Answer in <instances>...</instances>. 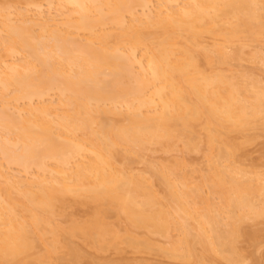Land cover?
I'll use <instances>...</instances> for the list:
<instances>
[{"label":"bare ground","instance_id":"1","mask_svg":"<svg viewBox=\"0 0 264 264\" xmlns=\"http://www.w3.org/2000/svg\"><path fill=\"white\" fill-rule=\"evenodd\" d=\"M35 1L23 0L33 17L0 5V264H77L82 247L123 245L244 264L237 243L264 226V178L240 160L264 125V82L220 67L264 41V0H44L46 15ZM178 148L207 171L130 166ZM69 207L84 218L59 224Z\"/></svg>","mask_w":264,"mask_h":264},{"label":"rangeland","instance_id":"2","mask_svg":"<svg viewBox=\"0 0 264 264\" xmlns=\"http://www.w3.org/2000/svg\"><path fill=\"white\" fill-rule=\"evenodd\" d=\"M2 2L0 3V5L2 6V7H5V8H9L10 9V7H11V11H13V8H14V11L17 9V8H19V10H21L22 12L24 11L25 12V10H24V8H25V5L23 4V0L21 1V0H11V3H10V1L9 0H1ZM3 1H5V3L3 2ZM16 1V2H15ZM20 1V2H19ZM39 1V2H38ZM6 2H8V3H6ZM152 2L154 3H156V0L155 1H153L152 0ZM12 3H13V5H12ZM35 3L37 4V5H41L40 6V9H41V11L43 12V15H46V13H48V11H50L49 13H51V14H54L55 13V11H53V10H55V9H53L54 8V6L55 5H53L51 8H52V10H51V8H50V10H48V9H45V8H49L47 5H46V2L44 1V0H36L35 1ZM154 3V4H155ZM10 4H11V6H10ZM17 6V7H16ZM30 7H32V8H30ZM30 7H27V8H25V9H28V11L26 10V12H28V17L30 16H36V12H38V10H37V8L35 9V7H33V6H30ZM21 8V9H20ZM56 8V7H55ZM23 9V10H22ZM33 9V10H32ZM37 10V11H36ZM47 10V11H46ZM17 11H18V9H17ZM35 12V13H34ZM29 13H30V15H29ZM45 13V14H44ZM13 17H14V15H13ZM208 39V38H207ZM206 39V40H207ZM209 40V39H208ZM208 40H207V42H208ZM211 40V42H212V39H210ZM208 43H210V41L208 42ZM260 43V44H259ZM259 43H256V45H255V43L253 44H249L250 46V48L248 47H246L247 49H249V50H247V49H244V51H245V55H243V58H241L240 60H237V61H230L229 62V64L228 65H222L221 67H220V69L222 70V72H224V74H227L228 76H232L233 75V77H238L237 79H241V77L242 78H244V79H242L241 81H243L244 80V82H245V78H247V81H246V84H247V82L248 81H250L249 79H251V78H249V77H255L254 78V80L255 79H257V80H259V81H261V82H264V81H262V80H264V67H262V66H264V65H262V66H260V64L262 63V64H264V61H260V59H259V57L260 58H264V55H262V54H264V41H260ZM251 45H253V47H255L254 48V50H253V48L251 47ZM259 45V46H258ZM261 46V47H260ZM257 48H259V49H257ZM260 48H262V49H260ZM256 49L258 50V51H260L259 53L261 54V56H260V54L258 53V51L256 52ZM253 51V54H252V51ZM251 51V53L248 55V57L246 56L249 52ZM255 51V52H254ZM262 52V53H261ZM247 53V54H246ZM254 53L256 54V56L258 57V59H259V61H258V59L257 58H255L254 57ZM251 54H252V57L250 58V59H252V58H254V60L252 59V63L250 62V59H249V57L251 56ZM22 56V55H21ZM19 58H21L20 56H18ZM245 57H247V58H245ZM9 57H7V59H8ZM244 59L247 61H244ZM255 59H257V60H255ZM257 61V62H256ZM231 62H233V63H231ZM237 62V63H236ZM240 62V63H239ZM254 63H259L258 65H256V64H254ZM231 64V65H230ZM225 67H227V69H225ZM230 67V68H229ZM238 67H241V68H238ZM235 68V69H234ZM230 69V70H229ZM238 69V70H237ZM227 70V71H226ZM241 70V71H240ZM228 71H231V73H229ZM234 71H235V73H234ZM238 71V72H237ZM240 71V72H239ZM228 72V73H227ZM236 72H237V74H236ZM244 72V73H243ZM233 73V74H232ZM239 73V74H238ZM243 75H242V74ZM230 74H232V75H230ZM247 74L248 76H245V75ZM252 74V75H251ZM241 76V77H240ZM253 79V78H252ZM251 79V80H252ZM260 82V83H261ZM261 85H264V84H262L261 83ZM55 98H57L56 96L54 97V95H52V96H50L49 97V99H53V100H55ZM255 129H257V131H254V130H252V131H249L248 133H250L251 135V137H253V139H254V141H253V143H251L250 145H248L245 149H244V153H243V158H241L240 160H241V164H242V167H244V169L245 170H248V171H251L252 169H256L254 172H256L257 171V173L259 172L260 174H261V176H262V178H264V175H262V174H264V125H259V126H257V128H255ZM252 132V133H251ZM248 133H247V135H248ZM253 133H254V135H253ZM249 136V135H248ZM255 136V137H254ZM246 150V151H245ZM183 151V150H182ZM181 151V149L180 148H178V150L176 149L174 152H172V154L171 153H169L168 155L167 154H164V153H162V152H151V153H153V154H151V153H147L146 152V154L145 153H143L142 154V156L140 155V157L138 156H136V155H134V156H132L133 157V159H132V157H130V159H131V161H133L135 164H133L132 163V165H130V166H132V167H134V173L136 172L137 173V171H139V169L140 168H142V171H143V169L145 170V168L147 169V166H149L150 164L151 165H153V167L155 168V167H157V166H159V165H164L163 163L164 162H166V164L165 165H167V162L171 165V163L173 164V162L172 161H174V163L176 164V162H184V163H186L187 164V166H186V171L187 172H189L190 173V170H193V169H195V170H197L195 173H196V175H195V178H197L198 177V174H200V173H205L206 171H207V165H206V162L205 163H202V162H204V158H203V156H201L199 153H192V155H190L188 152H186L185 151V153H184V151L182 152ZM154 153H156V155L154 154ZM245 153L247 154V155H245ZM163 154V155H162ZM202 154V153H201ZM144 155V156H143ZM144 157V158H143ZM152 157V158H151ZM156 157V158H155ZM174 157V158H173ZM202 157V158H201ZM137 158H140V159H137ZM141 158H142V160H141ZM154 159H155V161H157V162H155L154 161ZM157 159V160H156ZM165 160V161H163V160ZM181 159V160H180ZM0 160H1V157H0ZM135 160V161H134ZM138 162H137V161ZM139 160H141V161H139ZM146 160L148 161V163H147V166H146ZM179 160V161H178ZM242 160H243V162H242ZM155 163H158V164H155ZM161 161V162H160ZM163 161V162H162ZM169 161H171V162H169ZM1 163H3V161H0ZM140 162V163H139ZM142 162V163H141ZM150 162V163H149ZM131 163V162H130ZM136 163H138V164H136ZM145 164L144 166H142V164ZM161 163V164H160ZM189 163V164H188ZM246 163V164H245ZM193 164H196V166L198 167V168H196V166L195 165H193ZM197 164H202L201 165V167H200V165H197ZM204 164V165H203ZM251 164H253V165H251ZM133 165H136V166H133ZM189 165H193L192 167L191 166H189ZM205 165H206V167H205ZM245 165H246V167H245ZM250 165V166H249ZM256 165V166H255ZM142 166V167H141ZM146 166V167H145ZM5 167H6V165H5ZM131 167V168H132ZM195 167V168H194ZM204 167V168H203ZM8 169H9V171L10 172H17L18 170H17V168L15 167V169H16V171H15V169H14V167H11V166H8L7 167ZM12 170H11V169ZM158 168V167H157ZM191 168V169H190ZM200 168V169H199ZM202 168V169H201ZM247 168H249V169H247ZM252 168V169H251ZM133 169V168H132ZM190 169V170H189ZM14 170V171H13ZM135 170H137V171H135ZM199 170H200V172H199ZM140 171H141V169H140ZM183 171V170H182ZM181 171V172H182ZM145 172V171H144ZM184 172V171H183ZM182 172V173H183ZM186 172V173H187ZM139 173V172H138ZM146 173V172H145ZM144 173V174H145ZM193 174V173H192ZM146 175H148V174H146ZM148 176H150V175H148ZM193 176V175H192ZM197 176V177H196ZM147 177V176H146ZM194 177V176H193ZM253 177V176H252ZM153 183L155 182L156 183V181H152ZM155 183L154 184H152L153 185V187H155L154 188V190H157V192L159 191L160 193H159V195H161V193H163L162 191H163V188L161 187V185H159L158 183L156 184V186H155ZM159 185V186H158ZM162 189V190H161ZM77 208V207H76ZM74 208V207H72V211H71V207H69V210L66 208V210H67V214L68 215H66V216H63V217H66L65 219L62 217V219H61V217H59L58 219L56 218V221H58L59 222V224L61 223V224H64V226H66V225H68V223H66V225H65V222H67V220H69L70 219V217L72 216L73 218L75 217H78L77 218V220H79V217H80V219H82V216L85 214V212H83V210L85 209L84 207L82 208V207H80V208H82V209H80V208ZM75 209V210H74ZM65 210V211H66ZM86 211H87V208L85 209ZM84 210V211H85ZM78 211H79V213H78ZM73 212V213H72ZM65 213L66 212H64V215H65ZM78 213V214H77ZM75 216H74V215ZM70 215V216H69ZM79 215V216H78ZM71 217V218H72ZM111 218L110 219H108L109 220V222L113 225V227H114V229L115 230H118V232H122L123 231V229H124V227H125V224H124V222H120V223H118L119 221H117L116 219H114V217H112V216H110ZM67 218H69V219H67ZM72 218V219H73ZM83 218H84V216H83ZM71 220V219H70ZM75 220V219H74ZM55 221V222H56ZM64 222V223H63ZM123 223V224H122ZM250 225H249V224ZM116 224V225H115ZM121 224V225H120ZM244 224V223H243ZM119 225H120V227H119ZM124 225V226H123ZM242 225V224H241ZM262 225H264V224H262ZM122 226H123V228H122ZM249 226V227H248ZM253 225H252V223L251 222H246L245 224H244V226L242 225V227H241V229H243V231H245V230H247V231H249L251 228L250 227H252ZM220 227V226H219ZM246 227V228H245ZM258 227H260V228H257L256 229V232L258 233V235L261 237H259L258 235H257V233H255V235L253 236L254 237V241H256V240H258L256 243L253 241V240H250L251 242H253V244L251 243V242H249L248 240H246L247 238L246 237H244V238H242L241 240H239L240 241V243L238 242L237 244H239L240 246H238L239 247V249H242V251H243V255H244V258H245V260H244V264H264V231H262V230H264V226H261V225H259ZM118 228V229H117ZM223 227L221 226L220 227V229H222ZM120 229V230H119ZM245 229V230H244ZM249 229V230H248ZM251 231V230H250ZM262 231V232H261ZM176 233V232H175ZM172 235L174 236L175 234L174 233H172ZM176 235H177V233H176ZM152 237V236H151ZM176 237V236H175ZM149 238H150V236H149ZM159 238V239H158ZM161 238L162 237H159V236H154V237H152V238H150L152 241V244H154V245H156L155 246V248H157V246H159L158 248H161V247H168V245H166L168 242H165V246H164V241H166L165 239H163L162 238V240H161ZM257 238V239H256ZM256 239V240H255ZM246 240V241H245ZM78 241V240H77ZM81 241V240H80ZM241 241H242V243H241ZM245 241V244L243 243ZM76 242V241H75ZM74 242V243H75ZM77 244L75 245V247L77 246V248L78 247H81L80 245H82L83 243H81V242H76ZM81 243V244H80ZM250 244V245H249ZM252 244V245H251ZM257 244H258V246H257ZM79 245V246H78ZM161 245V246H160ZM243 245V246H242ZM245 245H248V246H246L245 247ZM256 246V247H255ZM241 247V248H240ZM253 247V248H252ZM83 248V250L84 249H86V251L84 250V252L83 251H81L82 253H83V255H85V256H83V257H86V259L85 258H82V260H80L77 264H145V262H147L148 264H188V263H183V262H181V261H178L177 262V260H175V259H171V258H169V257H167L166 255H164V254H159L158 252L159 251H156V250H154V252L153 251H151L149 254L147 253H144V254H137V253H135L134 251H133V253H132V249L130 248V249H128L129 247L127 246V245H123L122 246V251L120 252V253H118V255H116L115 253H113V251H109V252H106V253H93L94 251L93 250H91V249H87V247L86 248H84V247H82ZM81 248V249H82ZM244 248H245V250L246 251H244ZM249 249V250H248ZM88 251V253H90V254H88V253H85V252H87ZM92 251V252H91ZM65 252V251H64ZM123 252V253H122ZM67 253V252H66ZM85 253V254H84ZM135 253V254H134ZM161 253V252H160ZM87 254V255H86ZM97 254V255H96ZM159 254V255H158ZM63 255L64 256H66L67 254H64L63 253ZM90 255V256H89ZM100 255V256H99ZM120 255V256H119ZM141 255V256H140ZM248 256V258H246ZM67 257V256H66ZM66 257H63V259L66 261ZM90 257V258H89ZM95 257V258H94ZM98 258V259H97ZM140 258V259H139ZM143 258L145 259V260H143ZM133 259V260H132ZM138 259H139V261L141 262H139L138 261ZM252 259V260H251ZM62 261V262H65V261ZM85 260V261H84ZM86 260H90V261H86ZM92 260V261H91ZM129 260H130V262H129ZM142 260V261H141ZM248 261V262H247ZM250 261V262H249ZM91 262V263H90ZM94 262V263H93ZM97 262H100V263H97ZM137 262V263H136ZM60 263H61V261H60ZM146 263V264H147ZM61 264H64V263H61Z\"/></svg>","mask_w":264,"mask_h":264}]
</instances>
